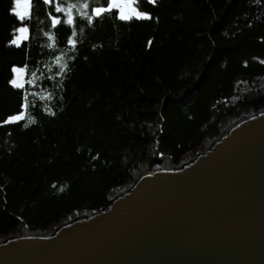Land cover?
<instances>
[{
    "label": "trees",
    "instance_id": "16d2710c",
    "mask_svg": "<svg viewBox=\"0 0 264 264\" xmlns=\"http://www.w3.org/2000/svg\"><path fill=\"white\" fill-rule=\"evenodd\" d=\"M14 2L0 0V239L106 207L156 150L177 163L264 108V0H137L151 19L130 21L96 13L110 0H30L24 19Z\"/></svg>",
    "mask_w": 264,
    "mask_h": 264
},
{
    "label": "water",
    "instance_id": "95a60500",
    "mask_svg": "<svg viewBox=\"0 0 264 264\" xmlns=\"http://www.w3.org/2000/svg\"><path fill=\"white\" fill-rule=\"evenodd\" d=\"M153 157L106 207L0 239V264H264V108L180 165Z\"/></svg>",
    "mask_w": 264,
    "mask_h": 264
},
{
    "label": "snow or ice",
    "instance_id": "6c2138e0",
    "mask_svg": "<svg viewBox=\"0 0 264 264\" xmlns=\"http://www.w3.org/2000/svg\"><path fill=\"white\" fill-rule=\"evenodd\" d=\"M48 0H45V3H47ZM152 3H155V0H151ZM111 7L109 8H97L95 11L99 15L101 13L111 12L112 9H118L119 10V19L122 21H130L133 18L137 19H151V16L148 13L139 11V6L137 3V0H110ZM16 9L18 11L15 12V14L20 17L21 19L24 18V16L28 12V8L30 5V0H15ZM57 21H53V23H56ZM72 21L69 20V24H71ZM20 32H26L27 29L21 28L19 30ZM15 43V41H14ZM13 71H19V69H13ZM13 84L16 85V87H23L21 84H17L16 81H12ZM11 119L18 120L20 119L19 116H14Z\"/></svg>",
    "mask_w": 264,
    "mask_h": 264
},
{
    "label": "rangeland",
    "instance_id": "374dc122",
    "mask_svg": "<svg viewBox=\"0 0 264 264\" xmlns=\"http://www.w3.org/2000/svg\"><path fill=\"white\" fill-rule=\"evenodd\" d=\"M109 6L111 7V3H110ZM117 10H118V9H117ZM14 11H15V12L18 11V9H16V4H15V2H14ZM28 12H29V8H28ZM28 12H27V14L24 16V18H26V17L28 16ZM118 12H119V10H118ZM19 18H20V17H19ZM24 18H23V19H24ZM20 19H21V18H20ZM21 28L27 29V27H26L25 25H21V26L17 29V32H16V34H15V36H14V39H13V42L15 41V44H20L24 39L27 38V35H28V29H27L26 32H23V33H22V32L19 31ZM14 69H19V71H13V73H14V77H13L12 81H16L17 84H21V85H23V83H24V73H25V71H24L22 68H20V67H14ZM14 85H15V84H14ZM19 117H20V116H19ZM140 167H141V166H140ZM140 167H139L138 171L133 172V173H135V175H137V173L139 172Z\"/></svg>",
    "mask_w": 264,
    "mask_h": 264
},
{
    "label": "built area",
    "instance_id": "2783aa9c",
    "mask_svg": "<svg viewBox=\"0 0 264 264\" xmlns=\"http://www.w3.org/2000/svg\"><path fill=\"white\" fill-rule=\"evenodd\" d=\"M210 139L211 138H207L204 142H203V144H202V147L200 148V149H198L196 152H200V151H202L205 147H207V145H208V143H209V141H210ZM195 152V153H196ZM193 156V155H192ZM192 156H188V157H185V158H183V159H181L179 162H177V163H175V162H173V166H177V165H180L181 163H183L184 161H187L188 159H190ZM162 167V163H155L153 166H151V167H149L148 165H142L141 167H140V169H142V168H148L149 170H152V169H154V167ZM136 177V175H135V173H132V180L134 179ZM130 185V183L129 184H127V185H124V186H122V187H118V188H116V189H114V191L112 192V194L109 196V199L114 195V193H116L117 191H120V190H123V189H126L128 186ZM91 211H84V212H81V213H90ZM78 214H80V213H78ZM78 214H75V215H78ZM74 215V216H75ZM73 216H69L66 220H68V219H70V218H72ZM65 221V220H64Z\"/></svg>",
    "mask_w": 264,
    "mask_h": 264
}]
</instances>
